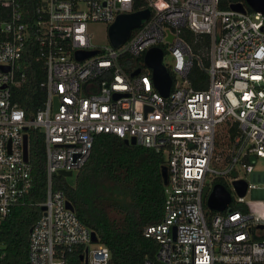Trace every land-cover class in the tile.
I'll use <instances>...</instances> for the list:
<instances>
[{
    "label": "built area",
    "instance_id": "obj_1",
    "mask_svg": "<svg viewBox=\"0 0 264 264\" xmlns=\"http://www.w3.org/2000/svg\"><path fill=\"white\" fill-rule=\"evenodd\" d=\"M219 3L42 0L31 28L46 96L28 117L12 91L26 78L21 57L29 26L16 0H0V8L9 10L0 37V227L16 206H40L28 233V264H108V249L92 241V230L52 185L59 170L79 171L99 133L134 139L165 160L162 218L142 231L158 244L157 262L264 264V171L254 169L264 159V14L244 0H231L226 9ZM135 5L149 14L122 43L91 42L88 24L108 28L118 14L138 11ZM188 34L207 37L205 56L202 48L193 51ZM151 47L162 50V59L165 53L171 57L162 62L171 79L166 96L153 85L151 69L138 61ZM89 51L94 53L76 58ZM193 64L205 73L203 88L190 80ZM31 130L43 135L46 188L40 202L28 199ZM238 181L246 185L243 195ZM215 184L230 196L222 210L206 204ZM247 193L251 199L244 201ZM4 256L0 241V260Z\"/></svg>",
    "mask_w": 264,
    "mask_h": 264
},
{
    "label": "trees",
    "instance_id": "obj_2",
    "mask_svg": "<svg viewBox=\"0 0 264 264\" xmlns=\"http://www.w3.org/2000/svg\"><path fill=\"white\" fill-rule=\"evenodd\" d=\"M22 11V21L29 26V38L21 59L25 62L26 78L13 88V101L31 116L45 100L40 82L45 78L44 65L35 60L36 44L32 22L35 9L42 0H16ZM231 0H220L219 8L226 9ZM135 5L134 10H138ZM9 10L1 9V21ZM264 29V24H263ZM194 52L206 45V36L187 35ZM126 60L123 57L122 60ZM142 59L141 57L139 60ZM138 60V61H139ZM123 66L128 65L122 61ZM130 71V70H129ZM190 80L195 88H203L205 73L193 64ZM29 161L33 175V189L28 199L40 202L45 198V153L43 135L29 132ZM165 160L160 153L136 144H126L111 133L95 135L89 157L76 172L73 184L66 177L54 174L52 185L60 189L72 204L78 219L95 232L98 243L109 251L108 264H143L156 261L158 244L155 239L142 234L143 229L158 223L163 214V182L161 168ZM40 206H16L0 227V241L5 246V256L0 264H26L29 229L39 216Z\"/></svg>",
    "mask_w": 264,
    "mask_h": 264
},
{
    "label": "water",
    "instance_id": "obj_3",
    "mask_svg": "<svg viewBox=\"0 0 264 264\" xmlns=\"http://www.w3.org/2000/svg\"><path fill=\"white\" fill-rule=\"evenodd\" d=\"M245 3L254 11H258L264 14V0H244ZM230 7L234 10H242V6L238 3H232ZM149 14L148 9L138 10L130 13L118 14L115 20L108 26V38L113 46H117L122 43L128 36L130 30L140 24V21L146 18ZM171 38V35H168ZM94 51L85 53H76V58H84L93 54ZM144 64L151 69V76L153 85L164 96L169 92L170 88V76L164 65L162 64V50L159 47H151L143 56ZM138 71H134L132 75ZM57 107V100L54 98V108ZM126 144H134V139H123ZM24 156L26 157V137L24 138ZM59 175L69 177L72 175L71 171H58ZM161 177L163 184L166 182V168H161ZM235 186L238 194L243 195L246 189V185L242 181L235 182ZM229 193L220 184H215L210 192L206 204L209 209L222 210L229 202ZM67 206L73 209L70 202H67ZM44 207H42L43 209ZM91 239L93 242L97 241L95 232L92 231ZM28 264V263H26Z\"/></svg>",
    "mask_w": 264,
    "mask_h": 264
},
{
    "label": "rangeland",
    "instance_id": "obj_4",
    "mask_svg": "<svg viewBox=\"0 0 264 264\" xmlns=\"http://www.w3.org/2000/svg\"><path fill=\"white\" fill-rule=\"evenodd\" d=\"M87 32L91 36V42L93 44H96L98 46H104L109 43L108 37H107V26L103 23H90L86 26ZM202 55L205 56V47L201 46ZM139 60V59H138ZM163 64L170 63L171 57L168 53H165L163 59ZM139 64H144L143 58L140 59ZM254 169L264 171V159H258L254 163ZM76 173H73L71 176L66 177L68 181H70L71 184H73L74 176ZM247 179L249 180V176H247ZM251 199V195L247 193L244 196V201H249Z\"/></svg>",
    "mask_w": 264,
    "mask_h": 264
}]
</instances>
